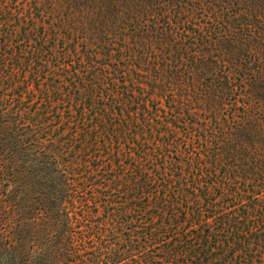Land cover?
Segmentation results:
<instances>
[{"label":"trees","instance_id":"obj_1","mask_svg":"<svg viewBox=\"0 0 264 264\" xmlns=\"http://www.w3.org/2000/svg\"><path fill=\"white\" fill-rule=\"evenodd\" d=\"M0 264H264V0H0Z\"/></svg>","mask_w":264,"mask_h":264}]
</instances>
